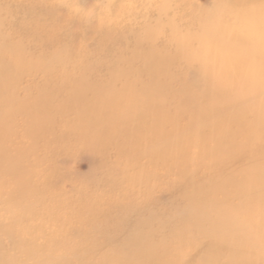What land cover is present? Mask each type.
Returning a JSON list of instances; mask_svg holds the SVG:
<instances>
[{
	"label": "bare ground",
	"instance_id": "bare-ground-1",
	"mask_svg": "<svg viewBox=\"0 0 264 264\" xmlns=\"http://www.w3.org/2000/svg\"><path fill=\"white\" fill-rule=\"evenodd\" d=\"M212 3L222 12L199 15L198 33L192 39L171 35L169 39L155 35L141 38L136 33L142 27L108 21L106 28L97 29L103 38L126 46L130 37L138 42L136 50L132 57L121 53L117 58L94 60L97 66L87 70L84 81L72 79L71 72L60 66V70L46 67L40 81H34L35 73H30L33 65L26 73L8 74L3 71L12 65L6 62L7 67L0 71V118L11 122L12 129L7 131L11 135L8 138L2 130L8 122L0 127V195L6 197L0 205L18 206L36 188V180L27 172L30 165L23 166L28 156L17 137L30 133L38 137L50 135L47 145L75 140L85 146L80 153L100 159L107 177L122 175L120 180H114L122 189L110 193L105 202L97 198L87 211L91 219L83 222L91 224L80 228H95L110 239L116 229L136 227L132 233L123 234L120 242L118 238L112 241L120 252L139 251L132 258L137 264H238L220 261V257L225 251L233 256L246 248L254 249V254L261 251L264 0ZM33 29V42L43 48L52 47L53 28L49 33L43 27ZM5 40L0 35V48ZM83 57L89 59L92 55L86 52ZM58 60L55 58L56 63ZM118 64L123 68L109 67ZM106 75L107 83L101 78ZM59 81L74 85V90L83 85L85 90L63 96L67 87ZM54 87H61L62 92H54ZM45 89L50 91L32 97L33 91ZM58 97L67 102L60 104ZM3 102L10 106H2ZM20 105L25 107L15 108ZM42 109L47 112L32 114ZM49 110L59 111L62 119L74 115L75 122L62 120L61 124ZM28 116V120L24 119ZM55 128L60 132L58 136L53 132ZM157 171L164 175L160 177ZM167 173L175 177L174 182L166 177ZM157 176L158 194L169 192L177 184L179 190L170 194V200L150 196L153 191L149 179ZM175 201H180L181 206H164ZM233 203L237 206L232 210L229 207ZM145 214L148 218H144ZM23 221L24 217L15 221L0 218V241L7 240L16 251L14 256L11 248L0 247V264H28L24 261L28 251L20 256L17 250L30 243V254L34 255L41 248L37 244L41 237H23ZM174 223L177 226H171ZM36 225L30 222L32 229ZM166 225L171 226L174 235L156 242ZM140 229L150 230V235L144 237L136 232ZM29 264L53 263L44 262L38 254Z\"/></svg>",
	"mask_w": 264,
	"mask_h": 264
},
{
	"label": "rangeland",
	"instance_id": "rangeland-1",
	"mask_svg": "<svg viewBox=\"0 0 264 264\" xmlns=\"http://www.w3.org/2000/svg\"><path fill=\"white\" fill-rule=\"evenodd\" d=\"M215 6L212 0H0V25H2L0 35L6 39L4 47L0 48V71L5 69L8 63L12 66L3 72L8 74L26 73L33 65L30 73H35L34 81H40V77L44 74L43 69L54 67L56 70H60L58 68L60 66V68H66L64 71L71 72L72 79L84 81L87 70L97 66L93 64L94 60L101 59V57L106 59L117 58L121 53L125 55L124 57H132L134 50H136L138 42L130 37L129 44L126 46L121 42L115 45L111 44L110 41L103 38L104 36L97 29L106 28L108 21L121 23L120 25L127 27H142L141 31L136 33L137 37L141 38L155 35L169 39V35H171L192 39L198 33L199 15L222 12ZM215 16L218 18V15ZM65 18L73 19V21H65ZM191 22L193 23L191 24ZM34 27H43L47 33L52 28L55 30L52 33V47L43 48L33 42L30 33L34 32ZM148 28L151 30L150 32H146ZM83 51L84 53L89 52L92 57L89 59L83 57ZM55 58L59 59L57 63ZM89 64L93 66L90 67ZM117 66L123 68V65L120 64L109 67L116 68ZM135 66H140V64L135 63ZM98 68L108 69L104 66ZM56 70L54 74H57ZM101 74L106 73L101 71ZM101 78L105 79V83L109 81L107 75ZM59 84L67 87L63 96L85 90L83 85L79 90H74V85L70 87L63 81H59ZM23 85L25 86L26 83L24 82ZM52 90L62 92L61 87H54ZM49 91L45 89V91H33L31 94L32 97H35L45 95ZM78 93L75 94L74 100ZM58 98L60 104L67 102L63 97ZM6 104L9 105L6 102L1 105L5 106ZM24 107V105H20L15 108L23 109ZM45 112L47 111L42 109L37 112L33 111L32 114ZM49 112L61 124L62 120L70 124L75 122L74 115L62 119V114L59 111L49 110ZM21 113L23 115L25 112L21 111ZM24 119L28 120L29 116L24 117ZM6 122L8 123L2 129L4 134H7L10 128L12 129V124L8 120L5 121L0 118V127L2 123ZM182 125L183 122L180 126ZM53 132L57 136L60 134L56 128ZM7 135L8 138L11 137L10 134ZM17 138L25 146L28 157L22 163L23 166L30 165V170L27 172L36 180V188L31 189L27 197H24V201L18 206L11 203L9 206L0 205V218L8 217L11 221L13 219L15 221V219L24 217V223L21 225L23 237H41L37 241V244H41V248L34 255L30 254V243L17 250L20 252V256L28 251V257H24V261L29 264L38 254H41V259L44 262L50 261L53 264H95V262L101 264H120L121 262L137 264V261L132 260V258L139 251L120 252L116 250V247H113L115 242L112 241V239L118 238L120 242L123 234L132 233L136 227L129 229L125 227L121 231L116 229L115 233L109 236L110 239L95 228L88 231L80 228L91 224V222H86V224L83 222L91 219L87 216V211L94 206L93 202L97 198L105 202L110 198V193H114V190H117L118 193L122 189L120 185H115L116 182H114V180H120L122 175L107 177L106 171L101 169L100 159L95 155L89 156L86 155L87 153H80V148L85 146H79L75 140L64 143V145L61 142L47 145L50 135L38 137L32 136L30 133L20 134ZM109 152L113 153L114 151ZM157 172L160 177L164 175L161 171ZM173 175L167 173L166 177L174 182L175 177ZM157 178L158 176L149 179L153 191L150 196L159 198L160 201L170 200V194L179 190L177 184L175 183L173 187H170L169 192L158 194L156 192L160 184ZM2 180L0 178V184ZM5 198V196L0 195V203ZM100 203L97 202V204ZM180 203V201H175L166 203L164 206L172 209L173 206H181ZM234 206H237L236 203H233L229 208L233 210ZM131 209L128 210L131 211ZM154 212L158 214L157 209H154ZM110 216L113 221L115 215ZM99 217V221H102L103 217ZM108 218L106 217V219ZM144 218H148V215L145 214ZM106 219L104 218V220ZM33 221L37 225L36 228L32 229L30 222ZM164 222L166 223L167 219ZM173 225L177 226L175 223L171 224V226ZM171 226L166 225L155 241L159 242L162 237L171 238L174 235L173 231L170 230ZM253 230L257 232L256 228ZM39 231L40 235L38 236ZM149 231L140 229L136 232L147 237L150 235ZM251 231L252 229L249 230V232ZM192 233L195 235L194 231ZM185 234H190V232ZM0 247L11 248L10 251L15 256L16 251L7 243V240L2 239ZM253 250L246 248L242 254L234 256L228 255V251H225L224 257H220V261L238 264L243 263V261L247 264H264V245L261 251L255 254ZM213 251H216L215 247H213ZM72 253L78 255L79 259L74 258Z\"/></svg>",
	"mask_w": 264,
	"mask_h": 264
}]
</instances>
